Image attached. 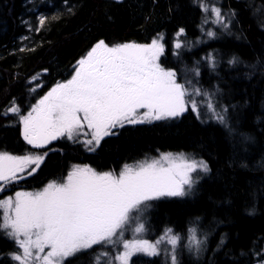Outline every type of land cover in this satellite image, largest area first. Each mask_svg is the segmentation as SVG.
Returning <instances> with one entry per match:
<instances>
[{
    "label": "snow or ice",
    "instance_id": "obj_1",
    "mask_svg": "<svg viewBox=\"0 0 264 264\" xmlns=\"http://www.w3.org/2000/svg\"><path fill=\"white\" fill-rule=\"evenodd\" d=\"M64 3L71 14L72 7L67 0ZM191 6L200 17L197 41L189 43L180 25L172 37L151 30L144 43L99 39L72 66L70 78L33 97L35 102L29 101L26 109L10 98L0 118L9 122L5 127L19 126L21 149L20 154L0 150V244L8 249L0 251V264H73L80 259L85 264H220L217 256L226 245V235L210 249L211 233L201 228L199 217L186 228L164 226L154 239L146 238L151 226L144 213L162 199L191 195L211 173L207 161L195 155L163 152L150 161L107 171L73 164L38 190L21 187L47 166L49 154L59 151L55 142L62 140L95 152L108 142L105 138L117 137L129 126L172 122L187 118L186 114L235 135L232 117L237 106L224 103L219 84L204 88L201 83L202 67L216 72L217 53L206 52L191 68L183 54L224 35L242 39L241 13L226 8L222 0H191ZM247 7L264 21V7H254L251 0ZM173 11L169 6L167 12ZM48 19L39 15L35 30L39 32ZM144 21L150 23L152 14ZM28 30L32 31L30 25ZM167 50L177 64L184 65L180 72L165 66ZM241 63L235 54L227 60L229 67ZM258 65L259 59L246 67L254 70ZM39 79L37 74L28 81L30 96L37 92ZM240 135L242 144L255 143L254 137ZM260 194L264 195V185ZM257 195L251 193L253 202L245 209L250 217L257 213ZM224 255L230 264H264V231L250 238L238 255L230 251Z\"/></svg>",
    "mask_w": 264,
    "mask_h": 264
},
{
    "label": "trees",
    "instance_id": "obj_2",
    "mask_svg": "<svg viewBox=\"0 0 264 264\" xmlns=\"http://www.w3.org/2000/svg\"><path fill=\"white\" fill-rule=\"evenodd\" d=\"M222 3L241 13L243 38L237 40L224 35L200 43L191 52H185L183 59L191 68L192 62L206 52L217 53L220 63L216 72L202 67L201 83L204 88L219 84L224 103L237 106L232 117L235 135L229 136L221 126L201 124L186 114L187 118L172 122L129 126L119 136L105 138L108 142H102L95 152L62 140L55 142L59 151L49 154L47 166L22 182V189L38 190L66 174L73 164H88L107 171L118 170L125 163L151 160L163 152L195 155L207 161L211 173L191 195L162 199L147 210L144 219L150 222L151 230L146 238L154 239L164 226L186 228L189 221L199 217L201 228L211 233L210 249L226 235V245L217 259L220 264H230L225 252L238 255L250 238L264 231V195L260 194L264 185V67L260 66L264 65V30L261 29L264 21L260 13L252 15L248 0H222ZM251 3L254 7H264V0H251ZM67 5L73 9L71 14L64 0H0V113L10 98L15 97L26 109L29 101L35 102L33 97L43 95L55 82L70 78L72 66L99 39L144 43L151 30L172 37L177 25L185 27L189 43L201 38L197 27L200 17L191 0H155V3L124 0L123 4L113 0H67ZM169 6L174 9L172 13L167 12ZM148 14H152V21L145 24L144 17ZM39 15L49 19L37 32ZM29 25L32 31L28 30ZM233 54L243 63L229 67L227 60ZM258 59L260 65L256 69L246 67ZM165 66L178 72L184 67L177 64L170 50L166 51ZM44 69L48 72L44 73ZM246 73L251 74L250 78ZM37 74L40 75L37 92L30 96L27 84ZM39 84L44 87L40 88ZM8 123L0 118V150L20 154L19 126L5 127ZM240 133L254 137L255 143L242 144ZM253 192L258 194L257 213L250 217L245 209L253 202ZM7 250L0 244V251ZM209 256L211 252L205 254V261ZM73 264H85V260H75Z\"/></svg>",
    "mask_w": 264,
    "mask_h": 264
},
{
    "label": "rangeland",
    "instance_id": "obj_3",
    "mask_svg": "<svg viewBox=\"0 0 264 264\" xmlns=\"http://www.w3.org/2000/svg\"><path fill=\"white\" fill-rule=\"evenodd\" d=\"M156 158H158V157H156ZM150 161V160H149ZM131 165H134V164H131Z\"/></svg>",
    "mask_w": 264,
    "mask_h": 264
}]
</instances>
